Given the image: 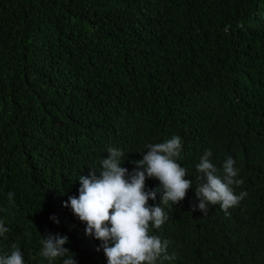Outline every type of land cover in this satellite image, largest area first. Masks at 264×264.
<instances>
[{
  "label": "trees",
  "instance_id": "trees-1",
  "mask_svg": "<svg viewBox=\"0 0 264 264\" xmlns=\"http://www.w3.org/2000/svg\"><path fill=\"white\" fill-rule=\"evenodd\" d=\"M174 135L192 188L150 227L168 241L156 264H264V0H0V255L63 264L41 255L52 233L76 264H107L65 201L109 147L131 173ZM205 150L243 180L227 213L191 211Z\"/></svg>",
  "mask_w": 264,
  "mask_h": 264
},
{
  "label": "clouds",
  "instance_id": "clouds-1",
  "mask_svg": "<svg viewBox=\"0 0 264 264\" xmlns=\"http://www.w3.org/2000/svg\"><path fill=\"white\" fill-rule=\"evenodd\" d=\"M182 139L174 135L163 143L147 145L142 159L133 161L136 168L129 173L121 167L124 152L115 148L107 149V158L101 160L102 170L79 178L78 196H69L64 207L86 224L85 233L100 241L97 251L102 250L107 264H156L166 255L167 240L150 235V227L159 229L167 220L168 214L161 205L179 204L192 188V180L185 178L187 169L177 162L182 148ZM212 152L205 150L196 165L197 186L195 195L198 203L191 211L207 214L209 205L219 207L225 212L237 206L247 195L242 191L236 194L234 186L243 184L236 179L238 169L235 161L228 157L223 164V177L211 161ZM155 178L162 189L159 206L149 204L156 199V192L146 190V179ZM13 193L9 192V200ZM50 219L59 221L53 216ZM9 229L0 221V236ZM69 238L49 233L43 237L41 255L49 261L64 258L63 264H76L75 253L64 245ZM10 254L0 255V264H24L21 249L13 244ZM66 257V258H65Z\"/></svg>",
  "mask_w": 264,
  "mask_h": 264
}]
</instances>
